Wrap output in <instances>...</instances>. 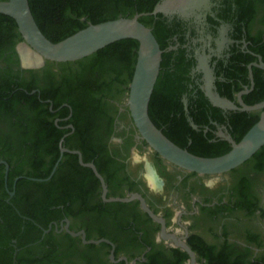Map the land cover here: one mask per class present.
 Here are the masks:
<instances>
[{"label":"flooded vegetation","instance_id":"flooded-vegetation-1","mask_svg":"<svg viewBox=\"0 0 264 264\" xmlns=\"http://www.w3.org/2000/svg\"><path fill=\"white\" fill-rule=\"evenodd\" d=\"M144 1L151 12L143 17L163 51L154 91L173 93L149 104L152 118L194 155L228 153L264 111H244L240 102V95L248 106L264 102V0H171L173 6L157 14L165 0ZM54 16L64 21L60 10ZM23 43L18 28L5 23L0 264H192L173 237L194 252L196 264H264V184L252 169L256 162L247 166L253 157L222 175L187 171L142 138L127 105L130 84H112L113 72L100 74L92 63L83 68L47 60L26 67ZM210 79L212 92L235 108L213 103ZM122 91V100L111 97ZM81 160L96 166L105 197L101 180ZM56 165L50 180L26 176L50 171V177ZM48 188L53 204L41 214L35 205L47 200ZM134 194L164 221V233L138 199L107 200Z\"/></svg>","mask_w":264,"mask_h":264},{"label":"water","instance_id":"water-1","mask_svg":"<svg viewBox=\"0 0 264 264\" xmlns=\"http://www.w3.org/2000/svg\"><path fill=\"white\" fill-rule=\"evenodd\" d=\"M180 3L182 4L181 0ZM172 6L171 0H165L156 7L152 14L164 12ZM0 14L11 17L18 26V30L24 39V43L20 46L22 61V52L25 49L29 50L38 59V63L34 65H26L23 61L26 67H41L47 60L56 63L77 62L94 55L116 42L127 39L138 41L137 62L130 83L127 105L142 138L153 150L169 162L200 175H222L240 167L264 147V111L259 121L246 133L243 139L239 143H233V148L228 153L218 157H201L190 153L188 150L181 148L171 141L154 124L149 116V104L160 73L163 51L152 30L140 21V18L149 15L148 13L137 14L133 18H119L99 24H90L85 29L56 43L49 40L41 31L32 14L29 0L0 1ZM211 82V79L208 80V95L213 103L224 108H235L231 102L212 92ZM241 96L240 102L243 105L244 111L264 109V102L254 106H248L243 102ZM62 152L80 154L79 152L66 149H62ZM81 163L94 170L102 182L105 197L107 193L105 181L97 171L96 166L92 163L85 164L82 160ZM6 165L8 168V164ZM56 168L57 165L48 179L31 178V180H50ZM153 175L157 179L155 172ZM136 199L141 202L145 212L154 220L163 224L164 233V221L149 209L141 195L134 194L129 198H111L107 200L112 202H130ZM173 240L178 246L184 248L190 254L192 264H196L194 252L176 237H173ZM100 242L91 241V243L95 244Z\"/></svg>","mask_w":264,"mask_h":264},{"label":"trees","instance_id":"trees-1","mask_svg":"<svg viewBox=\"0 0 264 264\" xmlns=\"http://www.w3.org/2000/svg\"><path fill=\"white\" fill-rule=\"evenodd\" d=\"M29 4L32 14L41 31L49 40L54 43L72 36L80 30L85 29L90 24H99L119 18H133L137 14L151 12V7L144 0H29ZM56 10H60V14L63 17L64 21L62 20L60 22H57L54 16ZM140 21L148 27L146 17L140 18ZM5 23H7L9 25V28L11 29L12 27L13 29L18 28L14 19L0 14V31L3 29ZM138 49V41L133 39L122 40L109 45L108 47L98 51L88 58L76 62V64L83 68H89L90 66L87 63H92L93 65L91 66V68L95 71H98L100 74H104L106 71L111 70V72H113V74L115 75L114 79H112L111 81L112 84L117 82L121 85H128L131 83V80L133 78L135 65L137 62ZM123 70H127L128 73L125 79H122L120 77ZM161 94L163 96L165 94L166 96L170 95L171 97L173 93L169 90H166L163 93H157L156 88L151 98L150 106H152V102L162 99V97H160ZM166 96H164L163 99H166ZM111 97H113V95H111ZM149 115L154 124L159 129H161L158 123H156V120L152 118L150 107ZM90 117L92 119L95 117V115H92ZM258 121L259 119H257L247 131H249ZM171 133L173 134V132ZM165 136L167 135L165 134ZM169 139L173 141L171 138ZM6 157L10 156L6 155ZM253 162H256L255 164L258 167L256 166L252 169L258 173H263L264 147H262L253 156L252 160L247 162V166H250ZM50 173L51 172L49 171L47 172V174L42 175L38 171H32L29 172L26 176L36 179H45L49 177ZM16 175H19V172H16L14 174V176ZM22 182L36 186H44L48 184L33 182L29 179H24L22 180ZM47 191V200L41 201L35 205L36 210H38L37 212L41 214H46V212H48L49 208L53 204L50 201V188H48Z\"/></svg>","mask_w":264,"mask_h":264},{"label":"bare ground","instance_id":"bare-ground-1","mask_svg":"<svg viewBox=\"0 0 264 264\" xmlns=\"http://www.w3.org/2000/svg\"><path fill=\"white\" fill-rule=\"evenodd\" d=\"M22 55L24 56L23 61L26 62V65H32V64H28V63H31L34 61L36 62L35 64L38 63V59H36L29 50H26V49L23 50ZM25 62H24V64H25Z\"/></svg>","mask_w":264,"mask_h":264},{"label":"rangeland","instance_id":"rangeland-1","mask_svg":"<svg viewBox=\"0 0 264 264\" xmlns=\"http://www.w3.org/2000/svg\"><path fill=\"white\" fill-rule=\"evenodd\" d=\"M36 62L34 61V62H31V63H28V64H35ZM112 98H114V99H118V100H122L123 98H124V94H123V91L122 92H120L119 94L118 93H115V95H113V97ZM263 184H264V172L262 173V175L260 176V179H259V186H263Z\"/></svg>","mask_w":264,"mask_h":264},{"label":"clouds","instance_id":"clouds-1","mask_svg":"<svg viewBox=\"0 0 264 264\" xmlns=\"http://www.w3.org/2000/svg\"><path fill=\"white\" fill-rule=\"evenodd\" d=\"M217 180H218V178H217ZM205 186L206 187L214 186V182L205 181Z\"/></svg>","mask_w":264,"mask_h":264}]
</instances>
